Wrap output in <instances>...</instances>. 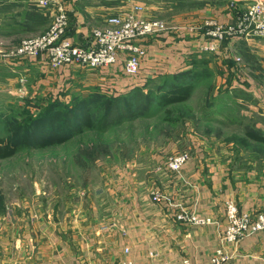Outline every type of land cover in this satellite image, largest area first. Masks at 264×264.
I'll return each instance as SVG.
<instances>
[{
    "label": "crops",
    "instance_id": "obj_1",
    "mask_svg": "<svg viewBox=\"0 0 264 264\" xmlns=\"http://www.w3.org/2000/svg\"><path fill=\"white\" fill-rule=\"evenodd\" d=\"M38 1L0 0V88L7 86L17 93V85L25 79L27 87L31 82L27 96L33 98L41 97L42 92L45 97L55 95L62 89L74 95L77 88L80 92L99 89L123 94L155 79L192 70L196 68L194 62L204 59L201 47L205 22L231 24L236 12L253 2L133 0V4L144 7L140 18L160 20L170 28L163 35L141 41L146 55L137 82L129 79L121 62L113 70L94 74L80 66L50 70L45 55L10 57L8 53L23 40L44 32V18L53 17V8L41 9ZM59 2L69 16L66 37L81 47L90 45L94 31L104 29L109 18L129 9L126 0ZM188 3H196V8H187ZM263 42L254 44L253 40L235 38L219 45L215 59L225 80L232 79L229 88L237 87L236 79L233 80L237 53L246 49L248 54L264 58ZM206 151L209 157L202 153L192 156L180 174L170 173L166 164L159 178L151 181L149 194L134 195L127 186L124 190L118 188L111 202L113 211L95 217L92 227H69L54 220L42 230L34 224L32 229H20L24 232L18 242L11 241L15 230L4 229L0 237V264H181L184 260L190 264H213L227 226L226 202H234L244 213L264 210V167L249 164L238 168L233 158L220 163L214 157L216 154ZM155 193L161 196L160 201L155 200ZM182 213L214 222L192 225L177 219ZM225 255L228 261L224 264H264V232L226 246Z\"/></svg>",
    "mask_w": 264,
    "mask_h": 264
},
{
    "label": "rangeland",
    "instance_id": "obj_2",
    "mask_svg": "<svg viewBox=\"0 0 264 264\" xmlns=\"http://www.w3.org/2000/svg\"><path fill=\"white\" fill-rule=\"evenodd\" d=\"M126 1L129 8L137 5L133 0ZM195 5L188 3L187 8H196ZM52 23V17L44 18L42 34ZM250 40L256 44L264 38ZM245 51L240 49L233 62L237 87L229 88L232 79L226 81L222 76L216 52H201L207 62L202 67L208 69L205 72L210 73V78L198 81L189 101L156 104L146 116L102 135L91 130L67 145L27 149L0 159V237L9 228L16 231L11 241L18 242L24 232L21 228L39 225L43 230L54 220L69 227H92L95 217L113 211L111 202L118 188L124 190L127 186L134 195L149 194L151 181H156L168 160L179 153H189L191 158L199 153L209 157L206 150H211L220 163L233 158L238 168L249 164L263 168L264 58ZM114 68L85 70L95 74ZM139 74L129 79L138 82ZM162 82V78L153 80L145 92L151 93L149 90ZM26 85L18 84L17 93L7 86L0 88L2 140L9 136L6 120L20 122L36 116L41 107L37 105L47 103L44 92L36 96L40 100L25 95L27 88L30 92L31 82ZM80 91L77 88L74 92ZM60 92L66 93L64 89ZM4 143L0 141V147Z\"/></svg>",
    "mask_w": 264,
    "mask_h": 264
},
{
    "label": "built area",
    "instance_id": "obj_3",
    "mask_svg": "<svg viewBox=\"0 0 264 264\" xmlns=\"http://www.w3.org/2000/svg\"><path fill=\"white\" fill-rule=\"evenodd\" d=\"M38 7L53 8V23L50 29L41 36L22 41L16 51L11 52L9 56L24 58L45 55L47 66L53 71L71 66L98 70L115 67L121 62L128 76H136L146 55L141 41L163 35L170 29L162 21L140 18L139 14L144 11L143 6L132 5L117 16L109 18L104 29L94 31L90 45L81 47L66 37L69 26L68 13L59 0H39ZM203 38L204 45L201 47V52L204 53L217 52L219 45L226 40L264 38V0H253L245 9L239 10L231 24L206 22L203 26ZM20 84L25 85L26 80L21 79ZM191 159L189 153L174 155L168 160L167 169L170 173L180 174ZM154 198L157 201L161 200V196L157 193L154 194ZM225 207L227 226L220 239L221 248L212 260L213 264H224L228 261L225 255L226 246L239 243L251 234L264 232V210L256 214L244 213L232 201L226 202ZM177 219L196 226H205L214 222L210 218H200L193 213H182ZM125 253L128 254L129 249H126ZM181 264H190V262L184 260Z\"/></svg>",
    "mask_w": 264,
    "mask_h": 264
},
{
    "label": "trees",
    "instance_id": "obj_4",
    "mask_svg": "<svg viewBox=\"0 0 264 264\" xmlns=\"http://www.w3.org/2000/svg\"><path fill=\"white\" fill-rule=\"evenodd\" d=\"M204 59L194 62L196 68L192 70L162 77V84L150 89L151 93L145 92L148 83L123 94L99 89L74 95L67 92L50 94L44 98L47 100L45 105L35 104L41 106L36 116L23 118L20 122L6 120L5 128L9 136L5 140L0 139L6 142L0 147V159L13 157L27 149L67 145L87 136L91 130L95 134H105L124 123L146 116L156 104L162 106L169 102H187L198 81L202 83L210 78L209 72H205L208 69L202 67L207 64ZM156 92H159L158 96ZM25 109L31 115L32 110L28 107Z\"/></svg>",
    "mask_w": 264,
    "mask_h": 264
}]
</instances>
